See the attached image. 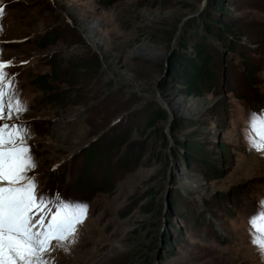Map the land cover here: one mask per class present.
I'll return each mask as SVG.
<instances>
[{
    "label": "rangeland",
    "instance_id": "rangeland-1",
    "mask_svg": "<svg viewBox=\"0 0 264 264\" xmlns=\"http://www.w3.org/2000/svg\"><path fill=\"white\" fill-rule=\"evenodd\" d=\"M213 3L0 0L4 90L28 109L18 123L37 165L27 175L38 196L88 206L76 243L49 254L54 264H264L249 231L264 210V154L245 136L249 113L264 112V0ZM90 21L100 53L75 27ZM223 23L238 35L207 37L206 25L218 33ZM201 36L220 57L219 84L188 98L169 60L193 54ZM144 47L154 53L137 54ZM82 60L100 68L77 69ZM51 75L48 89L37 85ZM171 95L184 105L169 115L160 101ZM188 146L213 165L210 181L201 162L187 163Z\"/></svg>",
    "mask_w": 264,
    "mask_h": 264
},
{
    "label": "snow or ice",
    "instance_id": "snow-or-ice-1",
    "mask_svg": "<svg viewBox=\"0 0 264 264\" xmlns=\"http://www.w3.org/2000/svg\"><path fill=\"white\" fill-rule=\"evenodd\" d=\"M10 66L0 59V264H54L49 254L76 243L88 206L65 202L58 193L54 200L38 196L36 177L27 175L37 167L27 144L30 131L18 123L28 109L4 90L6 84L11 89ZM245 136L252 150L264 154V112L249 113ZM249 226L251 242L264 255V210L249 218Z\"/></svg>",
    "mask_w": 264,
    "mask_h": 264
},
{
    "label": "trees",
    "instance_id": "trees-1",
    "mask_svg": "<svg viewBox=\"0 0 264 264\" xmlns=\"http://www.w3.org/2000/svg\"><path fill=\"white\" fill-rule=\"evenodd\" d=\"M115 0H109L110 3ZM210 2H214L216 6H213L212 9L221 8L220 0H210ZM213 3V5H214ZM207 21H211V18L208 17ZM223 30H219L218 33H214L211 28L206 25L205 30L208 34L207 37H212L213 40H219L222 43H226L229 36L235 38V35L238 34L233 32V27L228 23L222 24ZM207 38L205 36L199 37L195 43L193 48V54L190 56L186 55H173L169 60V76L180 91V93L188 98H201L208 93L215 94L216 89L218 88V65L219 59L218 55L210 51L207 47L206 43ZM228 49L230 51H234L233 46L229 44ZM215 56L217 58H215ZM220 58V57H219ZM245 61V60H244ZM100 68V65L97 60H82L78 65L77 69L85 70V69H93L97 70ZM55 79L53 75L44 76V78L39 77L36 81L39 87L48 89V83L50 80ZM164 117L161 116L158 120H163ZM127 139L117 138L115 139V143L118 145L125 144ZM189 147V146H188ZM190 153L187 155V163H197L200 164L203 168H206V174L208 181L211 178L208 176L211 172H214L213 165L205 160L206 155L202 153L201 155L198 152L193 155L191 152L194 151L193 148L190 149ZM196 150V149H195Z\"/></svg>",
    "mask_w": 264,
    "mask_h": 264
},
{
    "label": "bare ground",
    "instance_id": "bare-ground-1",
    "mask_svg": "<svg viewBox=\"0 0 264 264\" xmlns=\"http://www.w3.org/2000/svg\"><path fill=\"white\" fill-rule=\"evenodd\" d=\"M75 27H77V29L81 32V34L84 36V38L86 39V41H88L89 45L91 46V48L97 52L100 53V49L102 47V40H100V38L97 35V31H96V23H92V21L88 22L86 25L84 24H77ZM153 52L152 49H149L147 47H144L142 49H140V51L137 52V54L146 56V55H151ZM129 76L124 75L122 77V79L124 80V82L128 81ZM169 101V100H168ZM161 106L165 109V111L171 115L174 111L178 110V109H182L184 103L180 102L179 99L175 98L174 95H171L170 98V102L167 103L166 101H160ZM197 108L200 107V105H195ZM62 126V123H58L55 127L56 130H58V128L60 129ZM62 132H56V135L59 137H62ZM64 136V135H63Z\"/></svg>",
    "mask_w": 264,
    "mask_h": 264
},
{
    "label": "water",
    "instance_id": "water-1",
    "mask_svg": "<svg viewBox=\"0 0 264 264\" xmlns=\"http://www.w3.org/2000/svg\"><path fill=\"white\" fill-rule=\"evenodd\" d=\"M168 56H170V54H168Z\"/></svg>",
    "mask_w": 264,
    "mask_h": 264
}]
</instances>
